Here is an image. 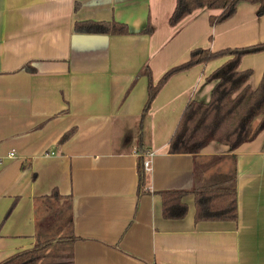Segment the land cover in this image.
Masks as SVG:
<instances>
[{
  "label": "crops",
  "instance_id": "0c3cea01",
  "mask_svg": "<svg viewBox=\"0 0 264 264\" xmlns=\"http://www.w3.org/2000/svg\"><path fill=\"white\" fill-rule=\"evenodd\" d=\"M176 4L0 0V263L38 239L76 237L57 245L74 264H264V130L235 151L212 142L195 156L169 154L187 104L209 103L206 80L230 57L171 77L141 124L146 69L157 84L196 49L263 44L264 15L241 3L220 25L210 18L221 10L200 9L171 26ZM84 21L130 34L76 32ZM239 69L256 89L264 52ZM145 151L155 156L141 187ZM234 177L237 221H196L194 189ZM166 192L188 193L184 218L165 217Z\"/></svg>",
  "mask_w": 264,
  "mask_h": 264
},
{
  "label": "trees",
  "instance_id": "16d2710c",
  "mask_svg": "<svg viewBox=\"0 0 264 264\" xmlns=\"http://www.w3.org/2000/svg\"><path fill=\"white\" fill-rule=\"evenodd\" d=\"M241 3L259 6L258 16L264 15V0H177L176 8L170 18V25L176 26L196 10H221L217 17L210 18L211 26L220 25L233 18ZM76 32L107 35H128L129 27L113 22H77ZM147 34L152 33L148 26ZM264 52V43L245 48L224 49L212 52L210 49L192 51L188 62L170 69L157 84L152 81L150 69L145 75L149 78V97L142 114V123L146 120L156 96L178 73L207 64L223 57L230 59L208 78L214 84L209 103L190 101L169 142V154L198 155L210 143L217 142L229 146L232 151L251 142L264 130V74L259 86L252 89L248 84L252 71H240L244 57ZM66 135L63 140L67 139ZM62 140V141H63ZM142 163L139 162L140 186L143 187L145 176ZM187 192H166L162 194L164 215L170 219H182L187 214V207L182 202ZM196 197V221L236 222L238 219L237 189L235 177L227 182L198 187L194 189ZM58 197L55 192L52 198ZM66 237L41 241L30 250L22 251L0 264H74L70 254H60L45 261V252L54 245L70 244L78 240Z\"/></svg>",
  "mask_w": 264,
  "mask_h": 264
},
{
  "label": "built area",
  "instance_id": "2783aa9c",
  "mask_svg": "<svg viewBox=\"0 0 264 264\" xmlns=\"http://www.w3.org/2000/svg\"><path fill=\"white\" fill-rule=\"evenodd\" d=\"M136 155L143 158L142 169L144 173L145 174L151 173L153 170V159L155 154L150 151H145L142 154L137 152Z\"/></svg>",
  "mask_w": 264,
  "mask_h": 264
},
{
  "label": "rangeland",
  "instance_id": "374dc122",
  "mask_svg": "<svg viewBox=\"0 0 264 264\" xmlns=\"http://www.w3.org/2000/svg\"><path fill=\"white\" fill-rule=\"evenodd\" d=\"M63 238V237H62ZM66 238V237H65ZM59 239V238H56ZM61 246L54 245L48 249L45 254V261L52 259L53 257L57 256L60 252H62L63 248H60ZM49 251V252H48ZM60 255V254H59Z\"/></svg>",
  "mask_w": 264,
  "mask_h": 264
}]
</instances>
